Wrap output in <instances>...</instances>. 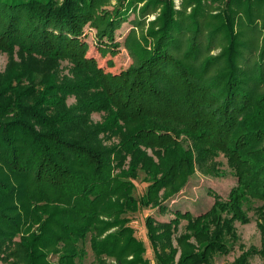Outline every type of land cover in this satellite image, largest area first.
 I'll return each instance as SVG.
<instances>
[{"label":"trees","instance_id":"trees-1","mask_svg":"<svg viewBox=\"0 0 264 264\" xmlns=\"http://www.w3.org/2000/svg\"><path fill=\"white\" fill-rule=\"evenodd\" d=\"M105 1L0 0V54L9 56L0 74V263L79 264L89 240L96 264H152L128 214L166 213L196 170L221 173V155L236 194H214L197 217H148L156 263L216 264L239 239L236 222L250 221L252 200L263 203V244L241 246L234 264L264 259V0H182L181 10L174 0H117L113 12L101 10ZM209 1L222 10L208 12ZM131 12L134 64L117 77L80 39L89 25L102 55L115 53ZM140 173L149 186L139 201Z\"/></svg>","mask_w":264,"mask_h":264},{"label":"rangeland","instance_id":"rangeland-1","mask_svg":"<svg viewBox=\"0 0 264 264\" xmlns=\"http://www.w3.org/2000/svg\"><path fill=\"white\" fill-rule=\"evenodd\" d=\"M174 6L176 10L182 9V0H174ZM145 5V2L139 4V9ZM117 6V0H107L103 2L100 6L102 11L113 12ZM206 7L209 8L208 12H213L214 14L220 12L223 6L221 3H212L211 1L206 2ZM193 8V7H192ZM192 8L188 9V13L192 12ZM151 9V14L145 20L146 24L144 30H148L149 23L154 22L161 13V8L159 7L156 12ZM133 12L130 13L128 19L123 23L121 29L116 32V42L119 47L115 48V53H108L103 56L97 45L96 31L89 25L85 28V34L80 39L81 42L85 43L86 54L88 58H95L101 68L107 73H111L117 77H123L124 73L134 64V59L131 56L130 51L125 46V39L129 32L134 27V20L138 17ZM140 35V33H139ZM244 40L247 38L243 37ZM263 39H259L261 45ZM223 49V46H219L212 54H219ZM9 62V56L7 54H0V74L4 73ZM69 64L67 61L62 63L61 70L63 75L68 76ZM69 105L75 104V98L71 97L68 101ZM103 114L96 113L93 115L94 123H101L103 120ZM103 137V136H101ZM118 138L112 140L105 139L106 146H112L118 143ZM148 153L152 155L149 150ZM217 162L222 164L220 167L221 173L218 176L206 175L199 170L189 178L184 189L177 194L172 200L166 203L168 211L164 214L160 213L158 208H142L141 211L137 213H129L128 218L131 221V226L135 229L136 237L146 245L147 253L146 257L151 260L152 264H157L155 260V254L152 249L151 243L148 239V230L146 228V219L148 217H153L160 222H169L175 218L174 212L180 211L182 213L189 212L193 216L197 217L208 212L215 203L214 194L221 196L223 200H230L236 194L238 179L233 171L229 168L227 159L221 155ZM145 174L140 173L137 180L134 181L136 188L134 191V197L140 201L147 193L148 182L145 180ZM261 201L252 200L245 204V211L249 218V222L242 224L236 222V230L238 233V241L236 243H231L232 251L227 256H220L216 259V264H234L235 260L238 259L246 249L257 248L261 249L263 244L262 231L258 226V219L256 214V209L262 206ZM187 226V221H181L179 229L175 237L180 236L184 233ZM112 230L111 232H113ZM90 241L88 240L86 244L81 245L83 252L82 261L79 264H96L95 255L91 249ZM176 244V242H175ZM241 246H245L244 249ZM52 261L57 262V258L52 257ZM2 264V263H0ZM250 264H264V259L255 255L250 259Z\"/></svg>","mask_w":264,"mask_h":264}]
</instances>
